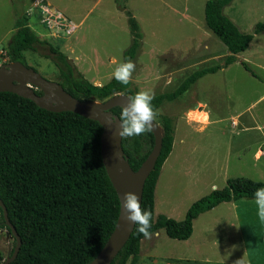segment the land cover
I'll list each match as a JSON object with an SVG mask.
<instances>
[{"label": "rangeland", "instance_id": "374dc122", "mask_svg": "<svg viewBox=\"0 0 264 264\" xmlns=\"http://www.w3.org/2000/svg\"><path fill=\"white\" fill-rule=\"evenodd\" d=\"M43 1L71 20L74 31L67 37L48 33L35 11L36 0H0V65L10 62L6 44L21 15L94 84L109 81L114 69L126 62L124 51L132 42L126 11L141 33L138 49L128 58L136 65L131 82L138 92H171L193 71L222 64L229 54L205 26L206 0ZM223 12L241 31L253 32L256 23L264 22V0H232ZM39 54L24 51L27 66L57 81V68ZM156 110L155 121L159 123L164 114L173 116L175 129L155 186L154 216L182 220L189 205L214 188L230 181H264V29L253 35L233 63L198 78ZM199 112L206 116L201 118ZM253 201L221 202L203 212L186 240L170 238L159 229L151 239H141L136 264H196L185 257L206 258L211 264H236L240 259L264 264V223ZM13 247L12 235L0 229V263Z\"/></svg>", "mask_w": 264, "mask_h": 264}, {"label": "trees", "instance_id": "16d2710c", "mask_svg": "<svg viewBox=\"0 0 264 264\" xmlns=\"http://www.w3.org/2000/svg\"><path fill=\"white\" fill-rule=\"evenodd\" d=\"M231 1L206 0L204 3L206 28L229 51L223 63L197 69L173 91L154 95V109L164 100L180 96L203 75L233 63L253 35L264 29V22H258L253 32L241 31L223 12ZM126 14L132 42L124 51L125 61L134 56L141 37L136 20L128 11ZM27 50L48 58L57 68V81L77 99L103 101L114 94L126 93L131 97L138 92L132 82L124 86L113 76L103 84L90 82L70 58L48 39L39 37L28 25L27 17L21 15L6 44L8 61L27 65L24 55ZM241 65L257 78L246 61H241ZM35 92L41 93L39 89ZM121 110L115 106L111 112L120 116ZM158 124L162 132L161 150L145 180L141 198V207L152 213V234L163 229L168 237L185 240L192 233L193 220L201 213L221 202L254 198L255 190L264 187V181L253 179L230 181L192 202L182 220L165 214L154 216L155 186L172 148L175 119L164 114ZM102 130L96 120L71 111H49L15 93L0 91V199L21 240L17 256L8 264H88L101 249L113 230L119 210L118 197L100 155ZM153 143L151 131L122 138V149L133 170L139 167ZM3 220L0 208V226L9 231ZM136 227L110 264L137 263L144 237Z\"/></svg>", "mask_w": 264, "mask_h": 264}, {"label": "water", "instance_id": "95a60500", "mask_svg": "<svg viewBox=\"0 0 264 264\" xmlns=\"http://www.w3.org/2000/svg\"><path fill=\"white\" fill-rule=\"evenodd\" d=\"M35 89H39L41 93L37 94ZM0 91L15 93L49 111L77 113L96 120L102 126L100 155L118 197L119 210L113 230L88 264H110L134 228V224L125 218L127 213L123 211L121 203L123 195L125 192H134L140 198L141 203L145 180L154 169L161 150L162 132L160 125L156 121L153 122V130L151 131L154 137L153 146L139 167L133 170L122 149V138L118 135L119 116L111 112L115 106L121 108L124 106L127 98L130 97L128 94H114L103 101L93 98L77 99L68 93L58 81L43 77L34 68L19 61L0 65ZM0 208L3 212V221L15 239L11 254L0 263L8 264L17 256L21 240L7 218L5 205L1 199Z\"/></svg>", "mask_w": 264, "mask_h": 264}, {"label": "clouds", "instance_id": "9594fccd", "mask_svg": "<svg viewBox=\"0 0 264 264\" xmlns=\"http://www.w3.org/2000/svg\"><path fill=\"white\" fill-rule=\"evenodd\" d=\"M135 69V63L129 59L120 63L114 69L112 76L118 83L127 86L132 80ZM154 98V93L148 91H139L127 98L119 116V137L140 136L153 130V122L158 115V110L154 109L152 104ZM253 197V202L257 207L256 215L259 221L264 223V187L257 188ZM121 203L123 211L127 213L126 220L137 226L136 231L145 239H151L153 235L150 231L152 213L141 207L137 194L131 191L125 192ZM236 264H245V262L240 259L236 261Z\"/></svg>", "mask_w": 264, "mask_h": 264}, {"label": "built area", "instance_id": "2783aa9c", "mask_svg": "<svg viewBox=\"0 0 264 264\" xmlns=\"http://www.w3.org/2000/svg\"><path fill=\"white\" fill-rule=\"evenodd\" d=\"M34 8L38 13L39 21L48 33L50 32L52 35L60 37H67L74 31L76 25L49 3L43 0H36Z\"/></svg>", "mask_w": 264, "mask_h": 264}, {"label": "crops", "instance_id": "0c3cea01", "mask_svg": "<svg viewBox=\"0 0 264 264\" xmlns=\"http://www.w3.org/2000/svg\"><path fill=\"white\" fill-rule=\"evenodd\" d=\"M250 42H251V41H250ZM250 42H249V43H250ZM248 45H249V44H248ZM247 47H248V46H247ZM246 49H247V48H246ZM246 49H245V50H246ZM228 52H229V51H228ZM243 52H244V51H243ZM241 61H243V60H241ZM224 68H226V67H224ZM221 69H222V68H221ZM219 70H220V69H219ZM97 85H99V83H97ZM199 115L201 116V118L206 116V115L204 116V112H203V113H202V112H199V113H198V116H199ZM203 119H205V118H203ZM202 121H205V120H202ZM231 202H233V201H231ZM154 205H155V191H154ZM218 205H219V204H218ZM218 205H217V206H218ZM215 207H216V206H215ZM212 209H213V208H212ZM201 214H202V213H201ZM195 219H196V218H195ZM195 219H194V220H195ZM194 220H193V221H194ZM240 225H241V224H240V221H239V218H238V233H239V234H240V227H241ZM154 234L157 235L158 232H156V233H154ZM189 237H190V236H189ZM187 239H188V238H187ZM185 240H186V239H185ZM185 258H189V259H191V260H194L196 264H208V263L211 264V261H210V260H207L206 258H205V259H201V258L199 259V258H194V257H185Z\"/></svg>", "mask_w": 264, "mask_h": 264}, {"label": "flooded vegetation", "instance_id": "af4514ba", "mask_svg": "<svg viewBox=\"0 0 264 264\" xmlns=\"http://www.w3.org/2000/svg\"><path fill=\"white\" fill-rule=\"evenodd\" d=\"M4 222V221H3ZM5 224V223H4ZM0 229H5V228H2L1 226H0ZM7 230V229H6ZM9 232V231H8ZM10 233V232H9ZM14 239V238H13ZM12 250H13V248H12ZM12 250H11V252H12ZM11 254V253H10Z\"/></svg>", "mask_w": 264, "mask_h": 264}]
</instances>
